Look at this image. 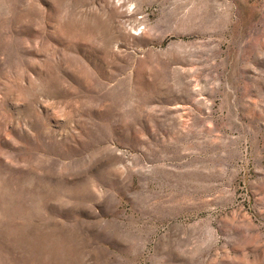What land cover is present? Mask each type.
Listing matches in <instances>:
<instances>
[{
	"label": "rangeland",
	"instance_id": "1",
	"mask_svg": "<svg viewBox=\"0 0 264 264\" xmlns=\"http://www.w3.org/2000/svg\"><path fill=\"white\" fill-rule=\"evenodd\" d=\"M0 264H264V0H0Z\"/></svg>",
	"mask_w": 264,
	"mask_h": 264
}]
</instances>
